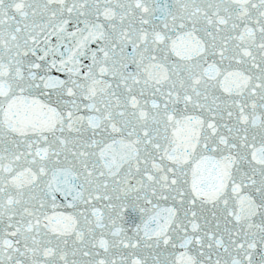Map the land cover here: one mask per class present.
Returning a JSON list of instances; mask_svg holds the SVG:
<instances>
[{
    "label": "snow or ice",
    "instance_id": "6c2138e0",
    "mask_svg": "<svg viewBox=\"0 0 264 264\" xmlns=\"http://www.w3.org/2000/svg\"><path fill=\"white\" fill-rule=\"evenodd\" d=\"M0 264H264V0H0Z\"/></svg>",
    "mask_w": 264,
    "mask_h": 264
}]
</instances>
